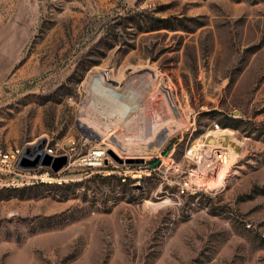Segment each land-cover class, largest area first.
Instances as JSON below:
<instances>
[{"label":"rangeland","instance_id":"rangeland-1","mask_svg":"<svg viewBox=\"0 0 264 264\" xmlns=\"http://www.w3.org/2000/svg\"><path fill=\"white\" fill-rule=\"evenodd\" d=\"M97 69L156 71L187 129L142 162L88 163ZM215 123L240 155L221 186L181 191ZM42 138L68 160L0 178V264H264V0H0V146Z\"/></svg>","mask_w":264,"mask_h":264},{"label":"bare ground","instance_id":"bare-ground-1","mask_svg":"<svg viewBox=\"0 0 264 264\" xmlns=\"http://www.w3.org/2000/svg\"><path fill=\"white\" fill-rule=\"evenodd\" d=\"M151 71L134 77L129 76L119 84L112 82L110 75L100 69L89 74L85 82V97L80 106L79 123L85 127L88 134L97 136L103 145L100 143L82 159L91 164H100L109 147L121 157L149 158L160 152L163 142L169 136L187 129L190 124L188 110L179 111L175 107L169 91L161 83L160 75L156 71L155 74ZM110 85L122 93L119 99L120 107H117L113 114L90 100L94 91L103 92V89L98 86ZM119 114L122 117H118ZM217 128V130L209 131L207 136L204 135V139L207 137L218 146L226 145L233 148L236 154L231 158L228 149V161L222 164L215 174L199 180L200 185L209 188H215L224 183L229 166L240 155L242 145L234 130L220 128V126ZM114 134L116 140L112 137ZM207 143L214 147L212 143ZM164 162L170 163L172 159H166Z\"/></svg>","mask_w":264,"mask_h":264},{"label":"built area","instance_id":"built-area-1","mask_svg":"<svg viewBox=\"0 0 264 264\" xmlns=\"http://www.w3.org/2000/svg\"><path fill=\"white\" fill-rule=\"evenodd\" d=\"M218 125L215 123V128ZM32 145V144H30ZM25 145H9L6 148L0 146V178L6 179L9 183L19 184L26 182L25 180L33 176L27 174L26 170L33 166H22L19 164V159L24 152ZM44 150L49 154H62L47 147L44 143ZM184 154L186 158L194 165L189 170V177L193 179L183 180L180 190L188 189L191 185L197 186V182L205 176L215 174L220 166L228 161L229 152L228 146H214L211 147L202 139H195L185 149ZM167 167L171 168L173 162L166 163ZM189 178V179H190Z\"/></svg>","mask_w":264,"mask_h":264},{"label":"water","instance_id":"water-1","mask_svg":"<svg viewBox=\"0 0 264 264\" xmlns=\"http://www.w3.org/2000/svg\"><path fill=\"white\" fill-rule=\"evenodd\" d=\"M103 89V92L94 91L92 93V98L90 100H93V103L101 105L103 108L110 111V113L113 114L117 107H120L119 99L122 95L119 89H116L112 87L111 85L108 87H101ZM100 90V89H99ZM132 112V110H130ZM120 115V114H119ZM118 117H122L121 115ZM79 127L81 131H83L86 134V130L84 127H82L81 124H79ZM88 136L92 138H97L92 133H89ZM113 139L116 140L115 134L112 136ZM45 143V139L42 138L38 142H36L33 145L26 144L23 154L21 155L19 159V164L22 166H37L39 164L43 165H49L53 172H56L58 169H60L64 164L67 163L68 156L65 153L62 154H49L47 153L43 146ZM106 152L114 158L118 162H142L144 161L143 157H121L117 155L110 147L106 149ZM104 162L108 161V157H104Z\"/></svg>","mask_w":264,"mask_h":264},{"label":"trees","instance_id":"trees-1","mask_svg":"<svg viewBox=\"0 0 264 264\" xmlns=\"http://www.w3.org/2000/svg\"><path fill=\"white\" fill-rule=\"evenodd\" d=\"M230 118H232V117H230Z\"/></svg>","mask_w":264,"mask_h":264}]
</instances>
